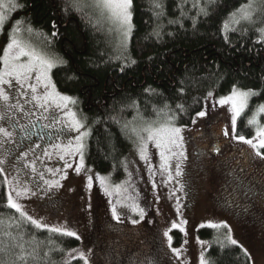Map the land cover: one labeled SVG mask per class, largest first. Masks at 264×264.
Masks as SVG:
<instances>
[{"label":"trees","instance_id":"1","mask_svg":"<svg viewBox=\"0 0 264 264\" xmlns=\"http://www.w3.org/2000/svg\"><path fill=\"white\" fill-rule=\"evenodd\" d=\"M89 1L13 0L18 7L10 3L3 12L7 19L0 29V55L7 37L19 26V38H27L58 62L50 72L51 81L58 93L76 101L74 109L89 133L84 163L95 174L119 183L132 148L130 130L169 117H175V126L188 129L209 93L223 98L234 87L257 93L235 125L236 137H253L248 120L256 105L264 106V37L259 31L264 28V6L259 0L253 5L254 22L239 23L232 14L247 0H132V31L126 48L102 28ZM6 204V181L0 171V220L5 222L0 225V249H5L0 251V261L25 264L18 259L24 255L26 264H85L80 258L64 259L79 246L77 238L37 229L21 221ZM151 235L147 229L139 240L132 233L126 240L113 238L100 245L91 264L94 258L100 264L140 260L155 264ZM228 236L224 227L198 230V237L207 242L209 264H251ZM171 239L178 247L182 235L173 230ZM13 243L22 244L23 251L11 247ZM143 248L150 256L141 255Z\"/></svg>","mask_w":264,"mask_h":264},{"label":"rangeland","instance_id":"2","mask_svg":"<svg viewBox=\"0 0 264 264\" xmlns=\"http://www.w3.org/2000/svg\"><path fill=\"white\" fill-rule=\"evenodd\" d=\"M257 1L253 0V5ZM0 2L6 5L0 8V12L3 13L8 9L10 2L9 0H0ZM89 2V9L96 15L102 28L107 30L111 38H117L122 48L125 47L130 36L125 42L121 32L106 18V13L102 15V10L95 6L94 0ZM247 2L249 3V0ZM10 36L12 37V34ZM11 37H7L3 49L10 43ZM23 40L44 54L38 45L30 43L27 38ZM3 49L0 56H3ZM30 82L36 83L34 78ZM0 90L9 95V100H13L12 97L19 99L25 110L33 109L30 103L24 102L25 97H20L15 89L0 85ZM44 91L43 85L38 86L37 94L42 95ZM252 96L249 97L247 106L237 119L248 107ZM26 99H31L30 92ZM221 99L208 95L202 110L206 115L195 116L188 129L181 128V135L184 137L183 151L187 158L172 157L167 171L161 168L159 149L153 142H148L146 150L149 159L141 158L139 136L146 135L141 132L146 125L139 130H130L132 148L124 160V176L117 184L110 183L109 179L104 177L106 184L102 187L97 178L101 176L95 174L85 163L78 174L75 170L80 162L77 153L67 154L61 151L62 155L61 152L60 155L55 152L50 154L49 157H52L53 162L48 169H52V172L46 169L44 177L48 181H58L59 186L48 188L46 185L47 194L52 195L50 197L64 198V204L56 216H50L46 210L48 205H43L50 197L40 196L43 192L39 190L44 186L41 188L36 186L39 183L37 169L33 172L31 165L28 168L24 166L23 158L18 155L14 147H10V143H3L0 139V161H2L0 169H3L1 173L6 181V194L8 196L11 192L33 218L49 226L62 227L76 233L79 237V246L66 253L64 259L67 261L82 259L83 253L84 263L87 261V264H91V257L98 256L100 245L108 244L107 242H111L113 238L115 240L122 237L126 240L127 233L134 234L133 237L139 236V240L141 233L149 229L155 240V264H200L201 254L205 257L207 242L198 237V230L212 228L208 226L209 224L225 223L228 225L227 229H231L230 232L228 230V235L237 241L236 246L244 253L247 250L250 263L264 264V159L258 157L250 145L235 138V132H232L231 104L221 105L219 103ZM14 102L17 103V100ZM8 104V101L0 99V113H6ZM261 106L256 105L249 118L250 120L255 115L257 120V124H249L254 128L253 137L249 139H253L254 142H256L257 126L264 127V112L259 111ZM73 108L74 104L71 103L67 108H56L52 105L47 112L60 114L64 124L72 128L71 117L66 113L74 112L76 119L82 121ZM0 122L2 123L3 120ZM225 130L229 135H224ZM74 132L79 136L87 130L83 126L79 131L74 130ZM85 139L86 137H83L81 141L83 144ZM173 151L178 152L180 149L173 148ZM260 151L264 153V149ZM84 152L85 145L83 155ZM61 156H64L63 160L60 159ZM66 163L71 167H65ZM177 163L182 167L183 175L180 177L175 174ZM54 167H63L64 170L57 172ZM169 172L172 176L171 180L168 179ZM62 176L65 178L62 179ZM88 176L93 177L91 188L87 186ZM17 179L21 182V186L31 189L35 195L29 193L26 196L16 197L13 189L19 190ZM42 182L40 181V184ZM133 204L144 210L143 218L138 211L132 210L130 206ZM113 206L117 209L119 220L113 217ZM133 220L137 222L133 223ZM174 223L177 227H173ZM173 230H178L182 235V242L178 247L172 245V239L169 247L168 237H171ZM165 232L168 236H165ZM76 236L72 237L76 238ZM147 249L143 248L141 255L150 256ZM172 249H179L180 256L177 257ZM95 260V258L92 260L94 264H100ZM144 263L143 260L137 262V264Z\"/></svg>","mask_w":264,"mask_h":264},{"label":"snow or ice","instance_id":"3","mask_svg":"<svg viewBox=\"0 0 264 264\" xmlns=\"http://www.w3.org/2000/svg\"><path fill=\"white\" fill-rule=\"evenodd\" d=\"M10 3L13 8L18 7V5H16L13 0H10ZM94 3L96 7L102 10V15L106 13V18L116 26V29L121 32L124 41L126 42L132 31L130 11L132 0H94ZM259 3L261 6H264V0H259ZM5 6L6 5L0 2V8ZM156 6L159 7V4H157ZM232 15L233 17L238 16V19L234 20L235 23H239L241 20L254 22L253 0H249V3L247 5L242 6V8L238 10L237 13H233ZM6 19L7 17L2 12H0V28L3 27ZM225 27H227V25H225ZM20 30L21 29L19 28V26L15 28L10 43H8L7 46L3 49V56H0V63H2V67H0V85H7L9 88L15 89L20 97H25V103H31L35 101L36 103L34 106L43 108L45 109V111H47L52 105H55L56 108H67L68 104H75L76 101L73 98L58 93L56 91L55 84H53L51 81L50 72L58 62L38 52L23 39L19 38L17 33H19ZM27 31L31 32L32 30L27 29ZM259 31L261 37H264V28L260 29ZM52 35L55 36L56 33L53 32ZM132 63H135V61H132ZM33 78L36 81L35 84L30 82ZM40 85H43L45 89L42 95L37 94V89ZM29 92L31 93V100L26 99L29 95ZM256 94L257 93L252 90L241 91L237 90L234 87L231 95L222 98L219 101L221 105L231 104V108L233 111L232 132H235L236 119L247 106L249 97ZM208 95L211 96L212 93H209ZM0 99H3L5 102H7L9 100V95L3 90H0ZM11 107L16 108L20 112L28 114L24 109L23 104L20 103L19 99H17V103L15 105H11ZM178 107L182 109V106ZM259 111L264 112V106H261L259 108ZM66 115L71 117V126L74 130L79 131V129L83 127V124L78 119H76V114L74 112H68L66 113ZM197 115L200 117H204L206 113L204 111H201ZM5 118L6 117L4 115H0V120H4ZM174 119L175 117H169L166 118L162 123L148 124L141 129V132L145 133L146 135L139 136L141 142V158L145 160L149 159L148 155L146 154V150L148 142H153L154 146L159 149L161 168L166 171L169 169V160L172 157H179L181 159L187 158L183 151L184 137L181 135L182 129L172 123ZM249 124H257L255 115L252 119L249 120ZM88 134V132L80 133V135L76 137L77 143L75 144V146L73 147L71 143H69V145L64 149L67 154H79L80 162L75 169L78 174L84 168V144L81 141L83 137H86ZM0 135L5 138H11L12 132H10L7 128L0 126ZM224 135H229L227 130H225ZM235 138L239 141H242L243 143L250 145L255 150V154L261 159H264V153L260 151V149H264V127L257 126L256 142H254L253 139H246L243 136ZM54 147L60 148L61 146L55 145ZM173 148L180 149V151L174 152ZM69 149H71V152H69ZM45 155H48V153H45ZM60 159L63 160L64 156H61ZM0 163H2V161H0ZM65 167H71V165L66 163ZM0 171H3V169H0ZM32 171H36L34 164L32 166ZM48 171L52 172V169H48ZM175 174L177 177L183 175L180 163H177L175 165ZM40 178L41 180H44L43 173H41ZM61 178L63 179L65 177L62 176ZM97 178L99 179L101 186H105L106 179L104 177ZM168 179H172L170 172ZM92 180L93 177L88 176L87 186L89 188L92 187ZM44 183L48 185V188L59 186L58 181L44 180ZM16 184L19 188V190L13 189V191H15L16 197H20L22 195L26 196L29 193L35 195L34 192H31V189L21 186V182L18 179L16 180ZM182 187L183 185L181 186V188ZM105 191L107 192V188H105ZM177 203H179L178 199ZM6 207L13 209L15 213H18L21 221L28 222L37 229H47L51 233H60L69 237L76 236L75 232L66 230L62 227L49 226L48 224L42 223L40 220L28 215L23 206L17 202V199L13 197L11 192L8 193ZM130 207L133 211H138L141 218H143V209L139 208V206L136 204H133ZM177 211H179V208H177ZM112 214L115 219H120L115 206H113ZM132 222L136 223L137 221L133 220ZM4 223L5 222L3 220H0V225H3ZM10 226L11 225H9V227ZM16 226L17 228H19L20 223L17 222ZM208 226L212 228H228V225L225 223L209 224ZM173 227H177V225L174 223ZM228 230L229 232L231 231L230 228ZM181 231H183L182 228ZM5 235L9 236L13 241L16 240L15 237H12V234L10 232H5ZM165 236H168L167 232H165ZM76 238L79 239L78 236H76ZM168 240L169 247H171V237H168ZM228 241L232 245L237 244V241L232 239L230 235L228 236ZM33 242L37 245L40 243L38 241ZM49 243H51V241H49ZM11 247H18L21 249V251H23L22 244L13 243ZM4 250L5 249H0V251ZM53 250L55 249H50V251ZM172 251L177 257L180 256L179 249H172ZM33 252H35V249H33ZM245 255H247V250H245ZM81 258L84 259L83 253L81 254ZM18 259L21 261H25L26 264V258L24 255H20ZM0 264H5V262L0 261ZM85 264H87V261H85ZM200 264H209V261L204 257L203 254H201L200 256Z\"/></svg>","mask_w":264,"mask_h":264},{"label":"flooded vegetation","instance_id":"4","mask_svg":"<svg viewBox=\"0 0 264 264\" xmlns=\"http://www.w3.org/2000/svg\"><path fill=\"white\" fill-rule=\"evenodd\" d=\"M12 98L13 100H8L6 113H0V115L6 117L2 123L0 122V126L12 132V136L11 138H5L0 135V139L3 143H10V147H14L18 155L23 158L24 166L28 168L30 165L33 166L32 162L35 164L37 177L39 178V183L36 186L38 188L44 186L43 189L39 190L43 192L40 196L42 198L50 197L52 195L47 194L46 184L44 183V180L48 179L44 177V180H41L40 175L43 173L44 176V171L50 168L53 162L52 157H49L50 154L55 152L60 155V152L64 151L69 143L74 146L78 133L75 134L72 128L64 124L60 114L56 112L52 114L43 108L34 106L35 101L30 103L33 109L26 110L28 114L18 111L16 108L11 107V105L16 104L14 100H17L15 97ZM55 145L61 147H54ZM45 153H48V155H45ZM58 162L60 163V161ZM63 167H54L53 169L57 172H63ZM40 181H43L42 184H40ZM63 204V197H50L43 203V205H48L46 210L50 213V216L58 215Z\"/></svg>","mask_w":264,"mask_h":264},{"label":"bare ground","instance_id":"5","mask_svg":"<svg viewBox=\"0 0 264 264\" xmlns=\"http://www.w3.org/2000/svg\"><path fill=\"white\" fill-rule=\"evenodd\" d=\"M33 33V32H32ZM13 34V33H12ZM40 38V37H39Z\"/></svg>","mask_w":264,"mask_h":264}]
</instances>
